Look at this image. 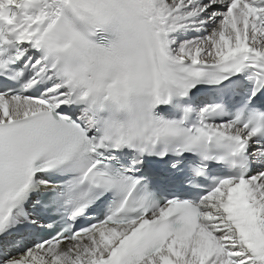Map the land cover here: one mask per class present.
Instances as JSON below:
<instances>
[{"label":"snow or ice","instance_id":"6c2138e0","mask_svg":"<svg viewBox=\"0 0 264 264\" xmlns=\"http://www.w3.org/2000/svg\"><path fill=\"white\" fill-rule=\"evenodd\" d=\"M0 264H264V0H0Z\"/></svg>","mask_w":264,"mask_h":264}]
</instances>
